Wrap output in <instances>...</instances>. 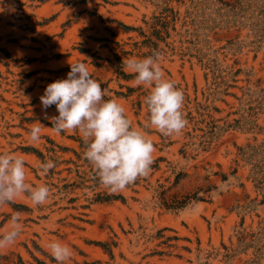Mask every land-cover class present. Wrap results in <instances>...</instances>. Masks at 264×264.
<instances>
[{"label":"rangeland","instance_id":"1","mask_svg":"<svg viewBox=\"0 0 264 264\" xmlns=\"http://www.w3.org/2000/svg\"><path fill=\"white\" fill-rule=\"evenodd\" d=\"M156 53L184 93L180 134L145 127L149 89L124 63ZM76 62L154 144L148 174L123 190L97 181L80 133H56V106L42 107ZM5 151L51 196L0 206V235L13 215L22 224L0 264H56L51 241L72 249L66 264H264V0H0Z\"/></svg>","mask_w":264,"mask_h":264},{"label":"clouds","instance_id":"2","mask_svg":"<svg viewBox=\"0 0 264 264\" xmlns=\"http://www.w3.org/2000/svg\"><path fill=\"white\" fill-rule=\"evenodd\" d=\"M125 66L135 73V84L149 89L144 99L148 109L145 127L170 136L186 127L183 114L184 93L165 78L158 53L143 59H128ZM100 83L91 75L85 62L71 63L67 78L47 85L40 97L43 109L55 105L58 116L51 117L56 133L78 131L87 148L84 158L95 169L100 183L110 191L123 190L139 177L146 176L153 163L154 144L141 128L133 126L125 107L115 99H104ZM41 127L33 126L31 142L41 138ZM56 164L47 160L40 172L47 175ZM27 193L33 204L44 205L51 196L47 184L32 187L27 182L25 160L15 153H0V206ZM22 234L19 214L11 217V227L0 235V248L10 247ZM56 264H66L72 249L60 241L48 244Z\"/></svg>","mask_w":264,"mask_h":264},{"label":"trees","instance_id":"3","mask_svg":"<svg viewBox=\"0 0 264 264\" xmlns=\"http://www.w3.org/2000/svg\"><path fill=\"white\" fill-rule=\"evenodd\" d=\"M87 147V146H86ZM97 181H100L99 179ZM113 199H116L114 198L113 196H107V197H101L99 201H102V202H110L112 201ZM123 199V198H122ZM185 205V204H184ZM184 205H182L181 207H183Z\"/></svg>","mask_w":264,"mask_h":264}]
</instances>
